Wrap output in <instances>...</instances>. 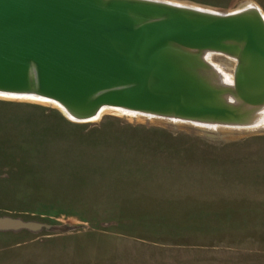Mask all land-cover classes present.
Masks as SVG:
<instances>
[{"label": "rangeland", "instance_id": "obj_1", "mask_svg": "<svg viewBox=\"0 0 264 264\" xmlns=\"http://www.w3.org/2000/svg\"><path fill=\"white\" fill-rule=\"evenodd\" d=\"M169 1L264 15V0ZM0 218L38 225L0 228V264H264V121L77 120L0 94Z\"/></svg>", "mask_w": 264, "mask_h": 264}, {"label": "water", "instance_id": "obj_2", "mask_svg": "<svg viewBox=\"0 0 264 264\" xmlns=\"http://www.w3.org/2000/svg\"><path fill=\"white\" fill-rule=\"evenodd\" d=\"M208 52L234 58L230 84L213 81ZM0 93L55 101L77 120L113 107L249 125L264 105V16L167 0H0ZM19 227L38 225L0 218Z\"/></svg>", "mask_w": 264, "mask_h": 264}, {"label": "bare ground", "instance_id": "obj_3", "mask_svg": "<svg viewBox=\"0 0 264 264\" xmlns=\"http://www.w3.org/2000/svg\"><path fill=\"white\" fill-rule=\"evenodd\" d=\"M167 1H169V0H167ZM170 2H173V1H170ZM174 3H177V2H174ZM178 4H182V3H178ZM253 4H248V5H246V6H243L242 8H246V7H249V6H252ZM195 7V6H194ZM236 11V10H235ZM264 16V15H263ZM210 52H208V53H206L205 54V56H206V58H207V56H208V54H209ZM233 60H234V58H232ZM207 61H208V63H209V65H210V67L212 68V71L213 72H216L217 73V77H214L213 75H212V73L210 74L212 77H213V81H215L216 83H220V84H230L231 83V81H232V74H230V75H227L224 71H220L218 68H217V66L215 67L214 66V64H212V63H210L209 62V60L207 59ZM0 94H3V95H7V96H13V97H19V98H31V99H46V98H41V97H39V96H36V95H16V94H9V93H0ZM46 100H49V99H46ZM50 101H52V100H50ZM52 102H55V101H52ZM55 104H57L67 115H69L67 112H66V110L59 104V103H57V102H55ZM107 108H109V107H102V108H100V110L94 115V116H92L91 118H89V119H87V120H96V119H98L102 114H103V112L105 111V110H107ZM111 108H113V107H111ZM115 109H119V110H124V109H121V108H115ZM124 111H128L129 112V110H124ZM130 112H133V111H130ZM255 114H258L257 116L258 117H256L255 119V121L252 123V124H255V123H257L258 121H264V105H262L257 111H256V113ZM72 117V116H71ZM251 124V125H252ZM219 129V128H218ZM226 129V128H225ZM229 129V128H228ZM235 130V129H234Z\"/></svg>", "mask_w": 264, "mask_h": 264}, {"label": "crops", "instance_id": "obj_4", "mask_svg": "<svg viewBox=\"0 0 264 264\" xmlns=\"http://www.w3.org/2000/svg\"><path fill=\"white\" fill-rule=\"evenodd\" d=\"M181 261H183L184 264H191V263H190V260H186V259H185V260H180V262H181ZM176 262H177V260H176ZM176 262H175V263H176ZM210 264H220V262H219V260H216V259H215V260H213Z\"/></svg>", "mask_w": 264, "mask_h": 264}]
</instances>
